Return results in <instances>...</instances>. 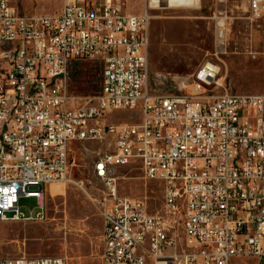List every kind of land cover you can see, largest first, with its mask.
Returning <instances> with one entry per match:
<instances>
[{
  "label": "built area",
  "instance_id": "1",
  "mask_svg": "<svg viewBox=\"0 0 264 264\" xmlns=\"http://www.w3.org/2000/svg\"><path fill=\"white\" fill-rule=\"evenodd\" d=\"M247 13L262 18L264 0H247ZM151 19L148 11L125 13L121 0H64L51 15L22 14L0 0V221L44 218L51 185L77 184L72 145L102 139L92 150V185L103 186V264H232L242 257L264 264V94L228 88L214 61L193 74L191 91L152 94ZM80 60L101 66L95 95L70 89L69 69ZM134 109L141 122L109 119ZM133 162L144 179L163 185L160 211L120 194L116 168ZM21 196L35 197L43 212L22 214ZM0 264L69 259L0 257Z\"/></svg>",
  "mask_w": 264,
  "mask_h": 264
},
{
  "label": "rangeland",
  "instance_id": "2",
  "mask_svg": "<svg viewBox=\"0 0 264 264\" xmlns=\"http://www.w3.org/2000/svg\"><path fill=\"white\" fill-rule=\"evenodd\" d=\"M125 13L152 15L149 49V87L152 94L181 95L193 87L192 76L207 61L221 66L220 77L228 88L264 94V16L248 18L247 0H121ZM22 14L60 12L64 0H9ZM223 37H219L220 31ZM75 94L95 95L102 83L101 66L80 60L69 69ZM182 81L187 85L184 87ZM113 122H141L140 109L113 111ZM99 142L74 143L70 156L76 183L51 186L44 199V218L33 221H0V257L64 255L69 264H103V198L92 173ZM121 195L138 197L151 212L163 205V185L144 179L139 163L116 168ZM82 182V183H80ZM56 184V183H55ZM83 185L87 192L82 190ZM19 209L37 218L43 210L35 197L21 196ZM232 264H262L257 257H242Z\"/></svg>",
  "mask_w": 264,
  "mask_h": 264
},
{
  "label": "bare ground",
  "instance_id": "3",
  "mask_svg": "<svg viewBox=\"0 0 264 264\" xmlns=\"http://www.w3.org/2000/svg\"><path fill=\"white\" fill-rule=\"evenodd\" d=\"M81 142H99V143L103 144L102 139L81 140L80 143ZM95 155H96V153H95ZM96 165H97V158L95 157V159L93 160V164H92V173L95 177H96ZM58 185H60V184H58ZM54 186L56 187L57 184L54 183Z\"/></svg>",
  "mask_w": 264,
  "mask_h": 264
},
{
  "label": "crops",
  "instance_id": "4",
  "mask_svg": "<svg viewBox=\"0 0 264 264\" xmlns=\"http://www.w3.org/2000/svg\"><path fill=\"white\" fill-rule=\"evenodd\" d=\"M158 1V0H157ZM149 4L152 6V7H155L156 6V2L154 3L153 0H149Z\"/></svg>",
  "mask_w": 264,
  "mask_h": 264
}]
</instances>
